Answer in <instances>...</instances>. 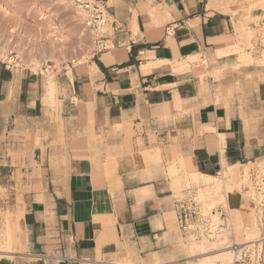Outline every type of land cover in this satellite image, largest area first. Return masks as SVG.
<instances>
[{
  "label": "crops",
  "instance_id": "crops-1",
  "mask_svg": "<svg viewBox=\"0 0 264 264\" xmlns=\"http://www.w3.org/2000/svg\"><path fill=\"white\" fill-rule=\"evenodd\" d=\"M206 5L107 0L108 49L64 69L53 99L0 65V264H174L183 174L264 158V66L238 65L241 21ZM195 55L204 74L174 72Z\"/></svg>",
  "mask_w": 264,
  "mask_h": 264
},
{
  "label": "rangeland",
  "instance_id": "rangeland-1",
  "mask_svg": "<svg viewBox=\"0 0 264 264\" xmlns=\"http://www.w3.org/2000/svg\"><path fill=\"white\" fill-rule=\"evenodd\" d=\"M217 2L219 7L212 12L223 13L220 7L230 8L235 12L224 14L235 17L242 23L237 27L239 43L235 50H238L233 51L239 54L238 65L239 61L251 60L255 43L259 40L261 47L258 55L261 57L264 53V0H217ZM249 6L253 8L250 10ZM78 12L73 7L72 0H0V65L10 69L24 68L32 73L41 74L47 82V91L53 99L57 90L55 82L62 71L66 69L69 74L68 66L84 63L93 50V37L82 25ZM244 64L251 65L249 62L241 63ZM200 73L204 74V72ZM257 169L264 173V158L247 166L237 165L225 169L227 172L226 175L223 174L224 180L214 177L216 182H213V176L200 174L194 175V178L193 175L183 174L182 183L177 186V191L190 189L203 214L211 220H216L219 224L223 222L216 212L219 208H222L226 219L220 234L213 237L204 236L201 235V228V237L191 235L182 239L181 258L174 264H196L200 259H208L210 264H231L232 253L218 238L226 234L229 240L233 241L232 228H238L237 236L243 237L244 240L262 241L264 190L263 194H258L250 180L251 171ZM172 171L171 174H178V171ZM206 187L209 191L210 187L213 188L208 191L209 194ZM199 191H205V195ZM211 194L213 195L210 196ZM202 195L205 198H201ZM234 197L243 200L242 204L247 207H237ZM259 202L263 203V207H258ZM9 215L11 214L6 215L4 221L5 228L0 231V247L5 238ZM245 219H248L246 223ZM242 226L245 228H240ZM215 252L219 253L203 257Z\"/></svg>",
  "mask_w": 264,
  "mask_h": 264
},
{
  "label": "built area",
  "instance_id": "built-area-1",
  "mask_svg": "<svg viewBox=\"0 0 264 264\" xmlns=\"http://www.w3.org/2000/svg\"><path fill=\"white\" fill-rule=\"evenodd\" d=\"M72 4L80 13L82 25L93 37V53L107 50L108 46L103 35L104 28L109 24L107 0H72ZM221 172L216 175V178L224 180ZM250 180L255 191L258 194H263L264 173L258 169L251 171ZM192 195V191L188 192L187 196L177 203L178 221L185 237H190L191 235H196L197 238L201 237V235L213 237L216 234H220L222 231L221 227L226 219L222 208L216 210L219 218L223 221L219 224L216 220H211V218L203 214ZM257 205L259 208L263 207V203L259 202ZM212 217L215 216L212 215ZM234 252L231 264H264L262 241H254L242 247L235 246Z\"/></svg>",
  "mask_w": 264,
  "mask_h": 264
},
{
  "label": "bare ground",
  "instance_id": "bare-ground-1",
  "mask_svg": "<svg viewBox=\"0 0 264 264\" xmlns=\"http://www.w3.org/2000/svg\"><path fill=\"white\" fill-rule=\"evenodd\" d=\"M218 2H217V0H207V5H206V7H207V10L209 11V13L211 14V13H213L212 11H214L215 9H218V4H217ZM243 7H245V8H247L248 9V7H246V6H243ZM250 7V10L253 8L252 6H249ZM221 8V11L223 12V13H234L235 11H233V10H231L230 8H226V7H220ZM236 8H238V7H236ZM240 8V7H239ZM153 10V11H152ZM159 10V9H158ZM78 11V10H77ZM151 16H152V18H157L158 17V11H156V8H155V10L154 9H151ZM162 12V11H161ZM78 14H79V12H78ZM155 24V23H154ZM156 25V24H155ZM249 32V31H248ZM247 34V33H246ZM246 36V35H245ZM248 37V36H247ZM248 40V39H247ZM248 42V41H247ZM235 48H236V46L235 47H233V49H232V51H234V52H236V50H238V49H236L235 50ZM227 50H229V49H227ZM218 51V50H217ZM221 51H223V50H221ZM221 51H219V52H217L216 54H217V56L219 57V56H221V55H226V53H228V51H226V49H225V52L223 51V52H221ZM36 62V61H35ZM37 63V62H36ZM36 63H34L35 65H36ZM252 63H255V64H257V65H261V66H264V53H263V55L260 57V58H258V59H255V58H251V60L249 61V64H252ZM37 64H39V63H37ZM37 66V65H36ZM174 72H182V71H188V70H193V71H200V72H204L205 73V71H206V61L204 60V59H201L199 56H197V55H195V56H190V57H187L186 59H185V61L183 62H181L180 64H176V66H175V68H174ZM219 77V76H218ZM55 84V83H54ZM229 168H231V167H228V168H225V169H229ZM225 169H223L222 170V172H221V174L223 175V174H225L226 175V172L227 171H225ZM193 176L194 175H200V174H192ZM215 177V176H214ZM213 177V178H214ZM194 178H195V176H194ZM200 178H202V177H200ZM206 178V177H205ZM204 178V179H205ZM213 178H211V179H213ZM203 179V178H202ZM209 179H210V177H209ZM209 179L207 180V181H209ZM217 179V178H216ZM214 181L213 182H216L215 181V178L213 179ZM198 181V180H197ZM206 181V180H205ZM211 182H212V180H211ZM207 183V182H206ZM205 183V184H206ZM206 186H207V184H206ZM211 189H210V191L213 189L212 187H210ZM219 188V187H218ZM205 189V188H204ZM206 190H207V193L209 194V188H207L206 187ZM205 190V191H206ZM204 191V192H205ZM209 191V192H208ZM201 194L203 193V195H205V193L203 192V191H199ZM213 192H217V191H213ZM202 195V197L201 198H203L204 196ZM213 194H211L210 196H212ZM200 197V196H199ZM208 198H209V196H207ZM205 198V197H204ZM233 200L238 204V206L237 207H239V208H244V207H247L246 205H244V204H242V203H244L243 202V200H241V199H239V198H236V197H234L233 198ZM217 201V200H216ZM234 202V203H235ZM241 202V203H240ZM232 203H233V201H232ZM235 203V204H236ZM236 206V205H235ZM10 216H12V214L11 215H9L7 218L9 219V217ZM247 220L248 219H245V223L247 222ZM7 221H9V220H7ZM243 223H244V221H243ZM240 228H242V229H244L245 227L244 226H242V227H240ZM232 230L234 231V239H233V241L232 240H229V238H228V236L225 234H222L218 239H220L222 242H223V245H225L226 246V249L228 250V251H231V253H232V259H233V256H234V254H235V252H234V249H235V246H239V247H242V246H244V245H247V244H250V243H252V242H254L253 240H244L243 239V237H238L237 236V234H238V231H239V229L238 228H235V229H233L232 228ZM238 230V231H237ZM244 231V230H243ZM242 231V232H243ZM241 232V231H240ZM4 233V232H3ZM8 233V231H6V234ZM4 237H6V236H4ZM7 240H4L3 242H2V245H1V251H7V250H9V248H10V237L9 236H7V238H6ZM12 242V241H11ZM8 252V251H7ZM219 252H215L214 254H207V255H205V256H203V257H209V256H211V255H215V254H218ZM1 254H5V253H1ZM231 259V260H232ZM196 264H210V261L208 260V259H200V261L198 260V262L196 263Z\"/></svg>",
  "mask_w": 264,
  "mask_h": 264
}]
</instances>
